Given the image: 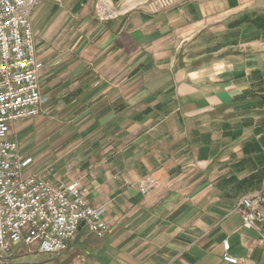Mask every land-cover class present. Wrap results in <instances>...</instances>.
<instances>
[{"label":"crops","instance_id":"1","mask_svg":"<svg viewBox=\"0 0 264 264\" xmlns=\"http://www.w3.org/2000/svg\"><path fill=\"white\" fill-rule=\"evenodd\" d=\"M104 1L114 18H97V0L33 9L46 101L13 124L20 143L46 132L37 159L52 171L42 176L77 182L104 207V237L77 233L93 241L89 264H264V220L246 229L235 211L264 192V103L232 106L264 93L260 44L247 34L255 0H182L155 13L143 0ZM235 110L253 122L224 119Z\"/></svg>","mask_w":264,"mask_h":264},{"label":"built area","instance_id":"2","mask_svg":"<svg viewBox=\"0 0 264 264\" xmlns=\"http://www.w3.org/2000/svg\"><path fill=\"white\" fill-rule=\"evenodd\" d=\"M40 0H0V264H9V251L21 244L40 253L66 249L83 229L102 238L108 224L104 207L88 204L86 189L77 182L55 183L42 175H26V159L16 139L10 137L13 123L35 117L46 98L38 82L42 63L34 51L31 15ZM182 0H143L140 8L155 13L180 4ZM95 14L100 20L116 16L104 0H97ZM155 183L141 184L148 193ZM235 211L242 226L257 229L264 220V192L241 197ZM81 228V229H82ZM224 259L231 263L227 241Z\"/></svg>","mask_w":264,"mask_h":264},{"label":"rangeland","instance_id":"3","mask_svg":"<svg viewBox=\"0 0 264 264\" xmlns=\"http://www.w3.org/2000/svg\"><path fill=\"white\" fill-rule=\"evenodd\" d=\"M96 3L94 5V12L96 11ZM251 7L252 8L247 9V11H249V13L247 14V34L255 31L254 36L256 39L254 40L260 44V51H261V54L263 55L262 70L264 73V0H255L254 3H252ZM252 35H247V36L252 37ZM33 39H34V34H33ZM251 40H253V38L247 37V42ZM34 51H35V48H34ZM35 55H36V52H35ZM38 82H39V88L41 92L40 75H38ZM261 92H264V88L262 89ZM247 93H245V95ZM245 95H243L239 99L236 98L235 103L232 106L239 105L241 106L239 107V109H242V107L249 108L250 106H253L254 104H258V100L264 103V93H262L261 96L249 94L244 99ZM213 116H214L215 121L220 120L221 117H223L221 113L217 114L216 112L213 114ZM224 119L229 120L230 122H235V123H242L246 121L249 123H252L253 115L250 114L249 112H245V113L239 112L238 113L237 110H235L233 112L232 111L229 112V115L227 114ZM241 132L242 131H240V135H241ZM254 132L255 131L253 129H246L244 131L247 137H253ZM58 133H59V137H61L62 136L61 130H59ZM21 134L22 136L24 135L19 130H17L15 126L12 125L10 137L16 139L17 142H19L20 140L19 137H21ZM45 134L46 132L43 131L42 133H36L34 135V144L36 143V141H38V139H42L40 140L39 144L34 145L32 143H26V141L27 142L29 141V139H27L26 137H24L23 140H21V143L20 142L18 143V144H21L22 146L25 145L22 148V150L25 152L24 157L26 159V163L24 166V171L26 175H43L47 173L48 171H52L49 169L51 165L49 166V164H47L45 160H41L39 158L37 159V154L42 149H44L45 146L50 145L49 142L45 143L43 141ZM41 141H43L44 143H42ZM31 145L33 149L30 148ZM76 147H78V145ZM250 158L251 157L249 156L248 159ZM68 163L69 162H67V166H68ZM92 243L93 241L90 238V236L85 234V232H81L72 241L68 243V246L66 247V249H64L61 252L53 253V254L40 253L36 250L28 249L27 247L21 244L13 245L9 251V254H10L9 264H89V261H91V253L89 251V245Z\"/></svg>","mask_w":264,"mask_h":264},{"label":"water","instance_id":"4","mask_svg":"<svg viewBox=\"0 0 264 264\" xmlns=\"http://www.w3.org/2000/svg\"><path fill=\"white\" fill-rule=\"evenodd\" d=\"M84 226V223L82 222L79 226V230Z\"/></svg>","mask_w":264,"mask_h":264}]
</instances>
